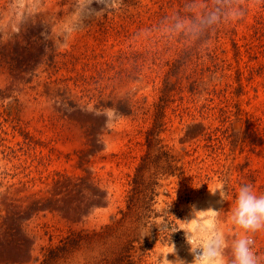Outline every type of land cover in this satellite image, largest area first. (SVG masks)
I'll use <instances>...</instances> for the list:
<instances>
[{
  "label": "rangeland",
  "instance_id": "rangeland-1",
  "mask_svg": "<svg viewBox=\"0 0 264 264\" xmlns=\"http://www.w3.org/2000/svg\"><path fill=\"white\" fill-rule=\"evenodd\" d=\"M6 3L0 0V12ZM180 4L123 0L118 10L89 18L65 42L61 33L74 23V0H43L34 24L0 38V264H34L43 247L59 245L72 230L100 227L123 204L167 63L192 43L175 29L177 22L187 31L192 24L189 16L178 18ZM248 4L238 24L239 45L258 9L254 0ZM202 7L203 0H196L193 11L200 17ZM216 35L192 52L180 80L172 77L170 130L163 136L184 157L185 174L166 183L182 221L193 218V207L221 211L231 244L243 234L230 219L239 187L250 184L264 195V49L251 58L244 47L238 53L228 36ZM123 51L130 55L119 58ZM110 59L113 66L103 65L99 78L96 62ZM121 66L127 72L119 76ZM82 74L94 77L85 85ZM119 102L132 113L119 112L122 119L112 129L88 111ZM258 138L262 143L256 144ZM218 183L225 185L223 203L219 193L209 192ZM98 189L106 191L104 203H96ZM254 239L264 256V232ZM14 242L25 244L27 253ZM189 249L182 231L178 241L156 242L148 264H163L166 256L174 264H192ZM86 258L78 251L72 264H86Z\"/></svg>",
  "mask_w": 264,
  "mask_h": 264
},
{
  "label": "trees",
  "instance_id": "trees-1",
  "mask_svg": "<svg viewBox=\"0 0 264 264\" xmlns=\"http://www.w3.org/2000/svg\"><path fill=\"white\" fill-rule=\"evenodd\" d=\"M249 1L253 0L243 2L245 14L250 11ZM254 2L258 6L254 21L247 23V31L240 38L244 44L239 45L238 24L242 19L235 24L229 18L227 9L231 5L227 0L219 5L218 0H203L201 17L193 11L196 0H181L178 18L189 16L192 19L190 30L182 31L181 40L186 42L191 40L192 43H185L179 52V57L167 63L169 68L165 72L161 95L153 104L151 125L145 131L144 153L140 156L133 173L129 175L123 204L119 205L109 221L100 227L92 230L88 228L72 230L61 239L59 245L43 247L42 255L35 257L34 264H72V258L78 251L87 254L86 264H148L152 247L156 242L171 243L180 239L182 231L173 234L171 229L174 226L181 227L178 219H182V213L173 200V192L166 180L185 174V161L179 151L166 142L163 136L170 130L168 109L172 106L176 90L172 77L175 76L177 80H180L183 67L192 60L190 57L192 52L212 38L214 32L217 34L216 38L228 36L232 39L238 53L241 47H244L251 58L255 57L257 49H264V0H254ZM217 6L225 10L223 18L213 25L204 23L206 14ZM127 55L130 54L123 51L119 58L124 59ZM213 59L216 62L217 57ZM105 64L111 67L114 61L110 59L104 63L96 62L95 70L99 78L103 77L105 72L103 65ZM123 72H127V69L121 66L116 74L122 76ZM93 77L82 74L81 80L87 85ZM121 103H111L109 106L118 109L122 114H131L132 110L124 109ZM247 129L254 130L249 125ZM92 130L93 125H89L87 132H92ZM259 142L262 143L258 138L256 144ZM105 194L106 191L98 189L94 195L96 203H104ZM14 247L20 253L28 251L23 243L14 242Z\"/></svg>",
  "mask_w": 264,
  "mask_h": 264
},
{
  "label": "clouds",
  "instance_id": "clouds-1",
  "mask_svg": "<svg viewBox=\"0 0 264 264\" xmlns=\"http://www.w3.org/2000/svg\"><path fill=\"white\" fill-rule=\"evenodd\" d=\"M225 0H218V5ZM231 5L227 9L231 18L239 21L245 15L243 0H227ZM99 4L103 7L97 10L92 7ZM123 0H74L72 16L74 23L66 26L61 35L65 42L73 32L80 30L89 18L99 17L107 12L118 10ZM43 0H7L5 8L0 12V38L8 33L19 34L22 28L28 23H35L40 15ZM225 10L217 6L206 14L204 23L213 25L222 18ZM6 21V23H5ZM185 25L177 22L175 29L183 31ZM54 31V30H53ZM42 36L48 39L47 32ZM88 111L97 117H104L106 129H112L115 122L122 119L116 108L98 109L89 106ZM212 195L219 193L221 203L225 201V185L216 184L209 187ZM220 212L209 208L208 210H196L193 207L191 220H180L182 227H173L172 233L183 231L190 252L193 254L192 264H264V256L258 255L255 251V234L264 232V195H257L250 184H243L239 187L235 200V207L232 209L231 222L241 230L242 235L228 243L225 232L220 222ZM165 227H167L165 225ZM230 249L231 258L226 260V251ZM175 245L173 244V253ZM163 264H174L173 261L164 259ZM181 264H185L181 260Z\"/></svg>",
  "mask_w": 264,
  "mask_h": 264
}]
</instances>
